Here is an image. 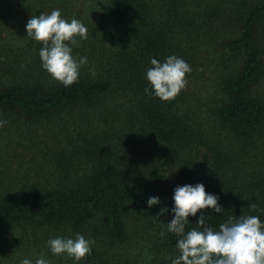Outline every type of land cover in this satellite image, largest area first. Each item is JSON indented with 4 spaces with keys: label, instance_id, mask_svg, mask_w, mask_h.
Returning a JSON list of instances; mask_svg holds the SVG:
<instances>
[{
    "label": "trees",
    "instance_id": "1",
    "mask_svg": "<svg viewBox=\"0 0 264 264\" xmlns=\"http://www.w3.org/2000/svg\"><path fill=\"white\" fill-rule=\"evenodd\" d=\"M19 1L0 0V128L25 137L0 156L34 172L0 176L1 256L28 240L24 251L50 264H171L179 237L167 225L185 184L203 183L224 208L189 216L186 233L202 212L213 230L229 216L264 222V0H58L88 29L68 87L18 27ZM172 55L191 72L162 101L146 72ZM76 233L95 241L91 255L50 251V238Z\"/></svg>",
    "mask_w": 264,
    "mask_h": 264
},
{
    "label": "clouds",
    "instance_id": "2",
    "mask_svg": "<svg viewBox=\"0 0 264 264\" xmlns=\"http://www.w3.org/2000/svg\"><path fill=\"white\" fill-rule=\"evenodd\" d=\"M25 27L27 37L43 45L39 50L42 68L65 87L77 82L80 68L87 63V58L77 60L72 52L73 47L78 46L77 37L87 39V27L76 18L68 22L62 18L59 9L52 10L50 14L41 12L38 16L33 15ZM150 63L152 67L147 70L146 78L152 88L151 94L162 101L173 100L186 86L185 77L191 72L190 65L175 55L167 57L163 63L152 58ZM90 71L95 76V71ZM145 92L148 93L149 89L146 88ZM4 123L0 121V127ZM173 200L171 212L174 216L167 228L179 237L177 248L180 255L172 259L171 264H264V222L258 216H229L225 223L219 225V230H213L205 225L202 212L196 222L201 230L193 228L186 233L189 216L209 209L221 213L224 208L219 205L218 196L206 192L203 183L176 186ZM159 203L157 196L147 200L149 207ZM250 207L256 209L255 204ZM165 211L166 208L160 209V213ZM94 243L80 233H76L74 239L56 237L47 241L54 255L66 254L75 261L91 255ZM20 264H33V261L25 258ZM35 264L50 262L41 256Z\"/></svg>",
    "mask_w": 264,
    "mask_h": 264
},
{
    "label": "rangeland",
    "instance_id": "3",
    "mask_svg": "<svg viewBox=\"0 0 264 264\" xmlns=\"http://www.w3.org/2000/svg\"><path fill=\"white\" fill-rule=\"evenodd\" d=\"M29 2V3H27ZM26 0L19 1L21 9H23L24 18L27 21L33 16H38L41 12H45L50 14L52 10L59 9L61 11L62 18L68 20V22L71 21V16L68 12L62 11V6H64V2L58 1V0ZM75 9H80L81 6L78 3L77 0H75ZM94 15V13H93ZM26 24L21 25L18 23V27L20 29H26ZM76 47V46H75ZM72 55L74 58L77 59V56L72 52ZM5 137V138H4ZM25 137V134L20 133L19 130H16L14 126L11 125L10 128H0V147L8 148L9 151H13L15 149L14 147L17 146V143H21ZM7 139V140H6ZM17 142H16V141ZM8 141V142H7ZM9 144V145H8ZM22 144V143H21ZM9 163L6 160H4L3 156H0V176L8 177L10 174H13L14 172H24L27 171H33L30 165H33V161H31L28 165L26 162H20V167L16 168L17 165L15 163L13 164V167H6V164ZM36 165V164H35ZM28 240H22L19 241V247L13 248V251L9 255H0V264H20V262L25 259H31L36 260L37 258L41 257V254L37 251V248L35 250H30L29 253L24 251V248L29 247V243L26 242ZM33 244V243H32ZM35 244V243H34ZM33 251V252H32Z\"/></svg>",
    "mask_w": 264,
    "mask_h": 264
}]
</instances>
